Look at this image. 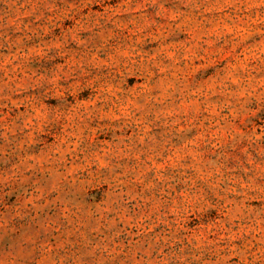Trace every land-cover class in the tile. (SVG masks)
Wrapping results in <instances>:
<instances>
[{
	"label": "rangeland",
	"instance_id": "obj_1",
	"mask_svg": "<svg viewBox=\"0 0 264 264\" xmlns=\"http://www.w3.org/2000/svg\"><path fill=\"white\" fill-rule=\"evenodd\" d=\"M0 264H264V0H0Z\"/></svg>",
	"mask_w": 264,
	"mask_h": 264
}]
</instances>
